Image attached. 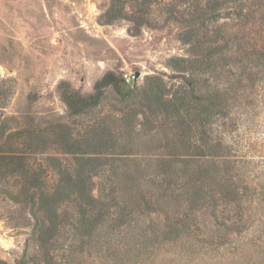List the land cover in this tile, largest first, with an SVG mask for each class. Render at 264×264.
<instances>
[{"label": "trees", "instance_id": "16d2710c", "mask_svg": "<svg viewBox=\"0 0 264 264\" xmlns=\"http://www.w3.org/2000/svg\"><path fill=\"white\" fill-rule=\"evenodd\" d=\"M152 2L139 0L145 7ZM116 6L114 0L109 12L115 18L120 16ZM219 6V0H210L208 13L197 10L185 21L188 30L181 39L192 46L194 60H175L172 70L185 77L186 84L169 86L154 77L142 89L131 88L115 71L105 73L88 94L62 82L58 90L72 116L99 109L109 90L124 106L120 113L89 124L79 137L65 124L26 125L10 133V122L0 124V194L29 206L34 222L36 252L27 253L24 264H75L91 241L106 252L119 253L126 264H146L168 246L190 254L213 253L251 232L264 237V183L255 185L243 173L240 167L247 157L227 142L223 130L245 91L264 83V21L253 50L226 54L218 34L208 35L222 16ZM233 68L247 71L246 76L223 82ZM6 96L0 91V102ZM135 98L140 109L124 112ZM138 125L149 126L162 140L153 171L158 197L173 200L177 207L153 237L134 226L160 206L158 197L150 201L156 193L146 189L142 167L132 158ZM50 146L60 156L46 158L57 173L55 183L48 181L43 166L33 169L28 161L32 155L47 154ZM65 156L74 157V162L65 164ZM13 177L11 185L8 179ZM66 204L76 210L73 233L67 235Z\"/></svg>", "mask_w": 264, "mask_h": 264}, {"label": "rangeland", "instance_id": "374dc122", "mask_svg": "<svg viewBox=\"0 0 264 264\" xmlns=\"http://www.w3.org/2000/svg\"><path fill=\"white\" fill-rule=\"evenodd\" d=\"M113 2L0 0V91L7 93L0 102L4 103L0 105V124L10 122L9 133L26 125L50 128L65 124L79 137L97 119L124 109L109 90L99 109L83 117L72 116L58 90L62 82L88 94L105 73L115 71L124 78L140 73L131 88L142 89L154 77L163 78L169 86L186 84V78L172 70L173 61L194 60L192 46L185 44L181 35L188 30L185 21L190 15L197 10L208 13L210 0H153L151 7L142 6L139 0H117L116 11H120L117 18L109 15ZM219 5L222 16L208 35L218 34L226 54L253 50L264 21V0H219ZM246 72L230 69L223 82L244 78ZM245 93V99L232 110L231 120L223 130L227 142L247 157L241 170L259 186L264 183V83L249 87ZM137 109L140 106L135 98L124 112ZM139 119L142 121V117ZM133 137L132 158L142 167L146 189L152 195L156 193L150 200L155 203L159 192L153 171L162 154V140L149 126L142 125H138ZM48 156L60 157L50 146L47 154L32 155L28 161L33 169L43 166L48 181L55 183L57 173L46 163ZM63 160L69 165L74 157L65 156ZM8 181L12 185L16 179ZM158 198L157 212H146L134 223L137 230L152 237L163 228L167 215L177 211L173 200ZM63 212L70 219L66 235L72 234L71 219L76 210L66 204ZM33 224L29 206L16 205L0 194V264H24L26 254L36 252ZM261 236L251 232L213 253L190 254L168 246L167 252H161L146 264H264ZM74 262L126 264L127 261L123 262L119 253L106 252L91 241Z\"/></svg>", "mask_w": 264, "mask_h": 264}, {"label": "built area", "instance_id": "2783aa9c", "mask_svg": "<svg viewBox=\"0 0 264 264\" xmlns=\"http://www.w3.org/2000/svg\"><path fill=\"white\" fill-rule=\"evenodd\" d=\"M137 77L136 75H126L125 80L130 85L136 81Z\"/></svg>", "mask_w": 264, "mask_h": 264}, {"label": "water", "instance_id": "95a60500", "mask_svg": "<svg viewBox=\"0 0 264 264\" xmlns=\"http://www.w3.org/2000/svg\"><path fill=\"white\" fill-rule=\"evenodd\" d=\"M140 76V73H139V75H136V77H139Z\"/></svg>", "mask_w": 264, "mask_h": 264}, {"label": "bare ground", "instance_id": "6f19581e", "mask_svg": "<svg viewBox=\"0 0 264 264\" xmlns=\"http://www.w3.org/2000/svg\"><path fill=\"white\" fill-rule=\"evenodd\" d=\"M5 245H7V243L4 242Z\"/></svg>", "mask_w": 264, "mask_h": 264}]
</instances>
